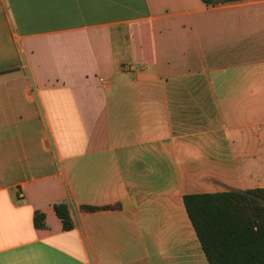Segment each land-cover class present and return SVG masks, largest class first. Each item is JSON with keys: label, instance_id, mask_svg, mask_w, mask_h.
<instances>
[{"label": "crops", "instance_id": "1", "mask_svg": "<svg viewBox=\"0 0 264 264\" xmlns=\"http://www.w3.org/2000/svg\"><path fill=\"white\" fill-rule=\"evenodd\" d=\"M255 188L264 0H0V264H208L183 197Z\"/></svg>", "mask_w": 264, "mask_h": 264}, {"label": "trees", "instance_id": "2", "mask_svg": "<svg viewBox=\"0 0 264 264\" xmlns=\"http://www.w3.org/2000/svg\"><path fill=\"white\" fill-rule=\"evenodd\" d=\"M200 1L216 6L245 0ZM182 201L208 264H264V188L191 194ZM53 209L63 230L71 229L66 205ZM43 218L35 212L34 226L42 227Z\"/></svg>", "mask_w": 264, "mask_h": 264}]
</instances>
